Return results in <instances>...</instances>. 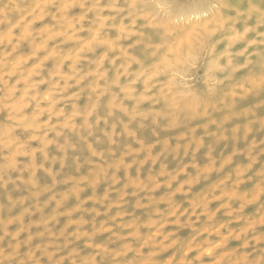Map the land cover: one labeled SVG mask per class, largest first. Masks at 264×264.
Masks as SVG:
<instances>
[{"label":"rangeland","instance_id":"374dc122","mask_svg":"<svg viewBox=\"0 0 264 264\" xmlns=\"http://www.w3.org/2000/svg\"><path fill=\"white\" fill-rule=\"evenodd\" d=\"M0 264H264V0H0Z\"/></svg>","mask_w":264,"mask_h":264}]
</instances>
